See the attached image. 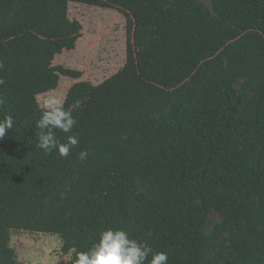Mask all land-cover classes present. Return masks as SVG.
Masks as SVG:
<instances>
[{"label":"trees","instance_id":"1","mask_svg":"<svg viewBox=\"0 0 264 264\" xmlns=\"http://www.w3.org/2000/svg\"><path fill=\"white\" fill-rule=\"evenodd\" d=\"M70 2L121 10L129 38L117 73L69 89L77 123L54 135L79 143L61 157L37 148L36 122L38 95L83 74L52 64L80 34ZM211 3L0 0V120L14 122L0 141V264H24L12 231L59 236L75 264L109 228L168 264H264V0Z\"/></svg>","mask_w":264,"mask_h":264},{"label":"rangeland","instance_id":"2","mask_svg":"<svg viewBox=\"0 0 264 264\" xmlns=\"http://www.w3.org/2000/svg\"><path fill=\"white\" fill-rule=\"evenodd\" d=\"M213 9L211 0H201ZM68 18L80 23V34L72 49L64 48L55 54L52 64L82 71L78 79L60 75L55 93L66 99L69 89L79 81L100 84L117 73L127 60L128 19L125 13L115 8H106L79 2L68 4ZM46 36V35H42ZM49 92L38 95L42 100ZM213 212L209 219V230L220 221ZM11 245L24 264H73L72 252L63 254L62 239L57 235L12 231Z\"/></svg>","mask_w":264,"mask_h":264},{"label":"clouds","instance_id":"3","mask_svg":"<svg viewBox=\"0 0 264 264\" xmlns=\"http://www.w3.org/2000/svg\"><path fill=\"white\" fill-rule=\"evenodd\" d=\"M3 84V80H0ZM65 98L50 90L42 100V113L36 122L40 129L37 148L44 154L58 150L61 157H67L73 147L78 145L76 135H69L66 143H59L54 130L59 129L64 133L72 132L77 121L73 112L80 108L79 100L65 108ZM14 122L11 115L0 120V141L6 136L8 130L13 129ZM89 153L82 150L79 159L84 161ZM151 255L150 264H168V255L165 252L155 251L146 242L129 238L126 231L111 228L101 232L99 240L88 250L77 253L75 264H145Z\"/></svg>","mask_w":264,"mask_h":264}]
</instances>
